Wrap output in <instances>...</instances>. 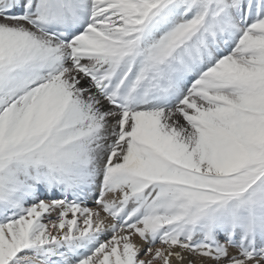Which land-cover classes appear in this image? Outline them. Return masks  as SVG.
Masks as SVG:
<instances>
[{
    "label": "snow or ice",
    "instance_id": "obj_1",
    "mask_svg": "<svg viewBox=\"0 0 264 264\" xmlns=\"http://www.w3.org/2000/svg\"><path fill=\"white\" fill-rule=\"evenodd\" d=\"M0 264H264V0H0Z\"/></svg>",
    "mask_w": 264,
    "mask_h": 264
}]
</instances>
